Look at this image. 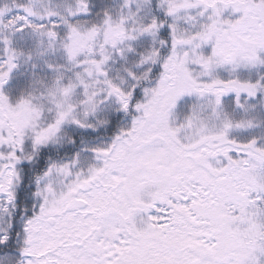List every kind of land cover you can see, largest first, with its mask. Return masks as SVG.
I'll return each mask as SVG.
<instances>
[{
    "label": "snow or ice",
    "instance_id": "snow-or-ice-1",
    "mask_svg": "<svg viewBox=\"0 0 264 264\" xmlns=\"http://www.w3.org/2000/svg\"><path fill=\"white\" fill-rule=\"evenodd\" d=\"M0 264H264V0H0Z\"/></svg>",
    "mask_w": 264,
    "mask_h": 264
}]
</instances>
